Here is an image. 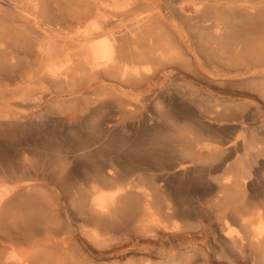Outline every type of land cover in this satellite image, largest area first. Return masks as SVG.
Segmentation results:
<instances>
[{"label": "bare ground", "instance_id": "6f19581e", "mask_svg": "<svg viewBox=\"0 0 264 264\" xmlns=\"http://www.w3.org/2000/svg\"><path fill=\"white\" fill-rule=\"evenodd\" d=\"M162 5L177 22L176 29L186 31L195 55L192 61L171 62L168 74L184 69L200 77L204 66L221 77L230 69L262 71L247 89L264 99V0H162ZM161 16L160 9H141L134 0H0V93L9 97L10 106H17L11 97L23 90V101L27 100L34 83L42 93L56 94L100 78L133 89L150 88L158 70L148 65L170 58L178 48ZM91 36L104 41L101 44ZM46 97H38L35 106L44 104ZM106 97L123 100L104 92L88 104H100ZM248 107L244 102L225 109L227 114L211 110L208 121L192 128L183 124L187 112L170 105L156 127L154 148L133 149L119 142L116 149L121 152L112 156L103 142L111 137L109 129L66 136L58 147L81 151L77 156L83 158L72 172L88 168V177L76 186L67 185L66 176L57 180L37 157L19 161L15 172L0 167V264H83L71 252L75 231L88 244L143 240L148 249L166 243L171 251L166 255L149 250L145 258L127 264H196L183 250L197 238L207 243L210 236L224 252L229 249L244 262L264 264V190L258 191L257 183L253 186L257 166L264 165V138L216 136L221 122H237L228 125L234 134L246 129L244 121L252 116L245 113ZM60 108L54 105L52 114L62 112ZM37 118V125L41 124L37 132L42 135L49 118L44 114ZM8 122L0 117V133ZM96 141L104 147L87 150ZM207 158L221 177L211 187L206 211L200 212L195 224L188 208L197 189L179 191L174 185L195 183L193 175ZM151 165L157 173L150 182L145 172L128 177L137 166ZM54 181L57 184L51 186Z\"/></svg>", "mask_w": 264, "mask_h": 264}, {"label": "rangeland", "instance_id": "374dc122", "mask_svg": "<svg viewBox=\"0 0 264 264\" xmlns=\"http://www.w3.org/2000/svg\"><path fill=\"white\" fill-rule=\"evenodd\" d=\"M134 3L141 9H160L161 17L164 18L161 24L168 29L176 42L175 45L178 46L170 58L166 57L167 60H162L154 65L147 64L153 69L156 68L158 70V74L152 80V86L149 88L146 85H143L139 88L133 89L132 86H124L114 80L100 78L99 80L84 81L83 83L80 82L79 90L67 88L64 92L56 94L55 92H52V90L42 93V88L34 83L30 85V92H27L29 93L27 100L23 101V90L11 97L12 102L18 101L17 106H10L9 97L0 93V117L9 120L8 125L2 127L3 130L2 133H0V142L3 146L0 148V157L2 160L0 167L15 172V165H17L19 161L22 162L27 157H37L43 162L44 167H46L48 171H54L56 173L57 180L60 177L64 178L66 176V178H68L67 185L76 186L80 180L82 181L81 183H83L84 179L88 177V168L87 166H84L80 169V173L74 174L72 172L76 161L81 162L83 161V158L78 159L77 156L81 151L70 153L69 151L58 147L66 136L79 137L81 135V137H83V135L85 136L87 133L91 134L95 132L93 130L99 128L100 130L109 129L111 137L106 136V139L103 142H107L106 144L109 146L108 155L110 156L117 155L121 152L116 149L119 142H122L123 147L132 146L133 149H152L155 147L156 127L164 114L169 111L170 105L173 104L174 106L181 107L187 112L188 118L183 120L185 122L183 124H188V126L195 128L198 127L200 122L208 121V115L211 110L215 109L221 112L224 111L227 114L228 110L225 111V109L231 106L234 107V105L241 106L245 102L249 104V107L245 108V113H251L252 115L249 120L244 121L246 129L239 130L237 134H234L233 130L228 125L234 123L237 124V122L226 124L221 122L217 123L221 126V129L216 128V136L230 139L237 138L238 134H241L248 139L252 137L264 138V99L253 92V90L247 89V84L251 82L256 75H261L262 71L259 72V74H250L247 73L246 70L230 69L229 71L224 72V74H226L225 77H221L212 74V71L204 66L201 71L199 70L200 77L192 76L184 69L180 70L181 73L170 72L168 74V66H172L173 62H181L183 59L192 61L195 56L193 53L194 47L193 45H190L191 43L185 36L186 31L183 27L176 29L175 25L177 22L167 10L163 8L162 0H134ZM91 39L100 43L104 41V38H99L98 36H91ZM187 45H190V48H188ZM106 58L107 57H104V60ZM243 82L244 84H242ZM220 85L222 88L219 87ZM227 85L229 87H227ZM240 88L242 90H240ZM235 91L238 93L249 92L247 93L249 95L243 97L232 95V92ZM104 92L116 95L119 99L123 100L113 102L111 98L106 97L107 100L100 104H88L91 98H96ZM252 92L253 94H250ZM45 94H48V97H46L44 104L35 106L36 102L39 100L38 97ZM223 100H227L228 103L223 102ZM42 102L43 101H41V103ZM54 105H58L63 111L58 112L57 110H54L53 112H55V114H52L51 109H54ZM23 113L28 115V117L21 118L20 115ZM43 114L47 115L49 121L45 122V125H43V129H46V134L43 133L41 135L37 132V129L41 127V124L37 125L36 122H38L37 117L42 116ZM101 124L104 125L102 126ZM25 132L30 134L28 135ZM175 133L177 134L178 132L175 131ZM100 143L101 141L94 142V144L87 150H92L93 148L97 149L100 145L104 147V143ZM16 144L18 145L16 146ZM177 146H179V144ZM110 164L112 168H115L119 172L121 171L116 165L112 163ZM200 165L201 167L193 175L195 183L186 181V184L184 181L183 183H176L174 185L179 191H184L185 188L192 187L197 189L198 195L191 199V205L188 208L195 224L200 220V212L206 211V209H204V202L207 201L211 187L216 185L218 178L221 177L219 172H215L211 169V161L209 158ZM257 167L258 170L253 176V186L255 187V184L257 183L255 188H259L258 191H261L264 190V165H258ZM132 171L133 172L128 174V177L130 175V177L135 178L145 172L146 178L148 177L147 182H150L153 177L155 179V174L157 173L156 167L153 165L137 166L135 169H132ZM55 184L57 183L54 181V184L52 183L51 186ZM197 185L199 186L198 188ZM109 189L112 190L113 185L110 186ZM232 231L235 232V229H232ZM74 235L76 238H74L72 242L73 246L71 252L76 260L83 264H127L134 259L140 260L145 258L148 256L147 252L149 250H152L153 253L163 252L166 255L171 254V251H168L165 246L166 243H164L165 245L162 247L152 246L150 249L147 248L148 243L143 240H132L131 243L126 242L122 244H117L116 240L105 244H88L77 231L74 232ZM210 239H212L211 236L209 241L204 243L201 238H197L194 243L188 244L183 252L189 251L188 254L193 256V260L196 264H227L230 260H232L234 264H251L250 262H244L239 259V257L235 256L229 249L224 252L218 243L211 242ZM173 243L176 244L178 242L175 240ZM155 261L159 262V260ZM228 264H230V262Z\"/></svg>", "mask_w": 264, "mask_h": 264}]
</instances>
